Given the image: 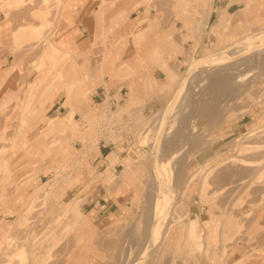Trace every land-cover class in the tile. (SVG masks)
Returning <instances> with one entry per match:
<instances>
[{"label":"rangeland","instance_id":"374dc122","mask_svg":"<svg viewBox=\"0 0 264 264\" xmlns=\"http://www.w3.org/2000/svg\"><path fill=\"white\" fill-rule=\"evenodd\" d=\"M89 1L91 3L83 16L95 21L94 30L89 31L91 48L73 49L72 55L67 56L64 60L67 68L64 82L73 79L74 73L69 68L73 66L77 70L75 76H81L79 71L82 72L88 84L97 86L101 83L104 73L98 75L96 67L103 58V52L113 56L116 52L121 54L123 49L122 44L116 41L122 33L108 29L109 20L124 8H129L131 3L136 7V1L140 2L139 6L137 10L128 11L129 21L139 15H146L148 20L142 18L134 33L132 30L119 39L126 42L128 38L134 47L139 42L133 35L139 28L149 26L150 35L155 33L158 39V55L166 54L162 62L165 71L153 63H150L151 70H162L165 78L158 79L150 89L142 87L143 99L155 103L152 111L133 108L136 101L114 113L105 107L107 105L98 106L90 100L91 106L99 111L95 123L75 111L73 117L79 134H72L67 129L61 136L72 151L63 156L55 150L59 133L55 126H48L51 117L66 111L63 104L65 86L55 78L52 64L45 66L39 62L44 60L45 49L61 37L58 29L60 7L64 2L62 7L65 8L68 0H0V9L6 17L0 29V45L4 39L9 52L14 55L9 70L15 69L33 77L18 83L28 93L19 104L7 102L0 107V119L7 122L16 119L21 125L0 129L7 131L6 136L0 134V264L7 260H10L9 264H88L90 258L96 264H222L223 261L226 264H264V41L256 46H243L244 53L238 51L239 43L247 37L264 32V18L251 23V29L245 30L247 18L237 11L230 15L225 29L214 33L212 25L218 14L203 30L209 0H203L202 6L198 3V9L194 7L195 0ZM94 6L98 10L103 7V24L99 23ZM183 6L187 8L188 24L183 21ZM12 11L18 14L15 16ZM15 17L21 18V25L17 28L12 22ZM73 18L77 21L78 16L75 14ZM153 19L159 29L171 33L181 50L179 53L176 54L173 42L164 46ZM233 31H238L237 37L250 32L239 42L231 43L228 39ZM219 36L224 38L220 47ZM131 43L129 41L128 52L133 49ZM232 45H237L231 50L234 52L216 58L209 68L198 69L199 64L190 66L184 85L175 98L179 103L175 105L171 120L170 117H161L163 120L159 118L155 126L150 125L154 113L166 101L171 103L174 100L171 97L194 58L220 53ZM201 48L207 51L202 52ZM91 57L92 62H89ZM83 60H86L85 72L80 68ZM58 62L61 70L62 63ZM121 64L116 63L117 66ZM126 66L133 69L131 65ZM48 71L51 73L46 81L50 84L54 81L57 90L39 107L37 97L41 91L34 89L40 82H43L40 87L46 84L42 78ZM124 74L129 73H120ZM104 75L109 77L106 88L121 79L120 76ZM166 75L165 89L159 90ZM71 87V97L77 98L78 104L83 103L86 86L82 83ZM33 107L37 111L32 112ZM123 113H127V119H123ZM31 120L35 155L27 152L28 143L21 149L12 147L20 143L15 136L29 129L23 125ZM238 121L242 124L239 128ZM125 133L129 137L124 141ZM114 141L120 143L114 148L117 153L125 146L122 152L125 158L121 161V175L110 180V185L118 184L122 190L129 188L128 200L122 203L121 210L111 222L100 228L91 227L87 218L81 219L76 215V207L62 211L66 203L76 202L83 213L81 204L84 200L79 196L75 182L60 196L55 191L67 181L68 176L76 174L77 166H74L79 159L82 158L85 164L91 163L99 142L109 145ZM45 146L50 147L45 149ZM143 146L149 147L150 152ZM155 147L157 159L153 153ZM58 161L62 164L57 165ZM153 164L157 174L153 171ZM135 170H138L134 173L135 179H123L122 174ZM40 173L47 174L43 183L38 179ZM153 175L156 178L154 183ZM228 186H233V190ZM27 188H31V192H27ZM89 189L84 191L89 193ZM153 194L157 207L155 214L151 210ZM167 203L170 209L166 212ZM163 213L164 216L168 214L167 218L163 219L162 227H158ZM192 223H195L193 233L199 232L202 239L199 249L194 247L187 255L182 242ZM211 229L215 236L209 239ZM166 232L169 234L167 237ZM16 246L25 248L27 256L24 261L16 255ZM213 255L218 256L217 261H213Z\"/></svg>","mask_w":264,"mask_h":264},{"label":"crops","instance_id":"0c3cea01","mask_svg":"<svg viewBox=\"0 0 264 264\" xmlns=\"http://www.w3.org/2000/svg\"><path fill=\"white\" fill-rule=\"evenodd\" d=\"M209 1H210V7L206 14V18L204 20L205 24L203 26V30L206 27H208L211 20L212 19L214 20L213 16H216L217 14L219 15V17L212 25V31L214 33H219L221 29H225L228 26L230 15L234 14L237 11H240L239 14L242 13L247 18L246 20L248 24L245 27L246 28L245 30L251 29V27L249 26L251 23H254L258 19L264 18V0H209ZM187 2L189 1L187 0ZM195 2L196 3L194 7L198 9L197 7L199 0H195ZM90 3L91 2L89 0H68L67 6L65 8L62 7L64 2L62 3L60 7L61 18L58 25L59 26L58 29L61 32L60 33L61 37L57 39L55 43H53L54 47L56 48L55 57L58 61L62 63L61 71H59L60 73L58 71L57 72L55 71L54 74H55V78L60 80L61 84L65 86L64 87L65 99L63 101V104L65 105L66 108V109L64 108V111L65 110L66 111L61 115H55L51 117V124L48 127L50 128L51 126H55L56 128L55 131L59 133L58 138H56V140L58 139V144L55 147V150L57 149L58 152L63 156H65L67 151L71 153L72 151L67 147L66 143L64 142V138L61 136L66 132L67 129L72 134H79L77 124L75 123L73 117L75 111L81 112L83 116L86 117L88 121L91 123H95L97 117L99 116L98 109L91 106L90 103L91 101L93 102V104L98 106L107 105L105 107L106 108L109 107L110 112H114V113L118 109H125L127 104L136 101L137 103L136 105L132 106L133 108L141 107V110L143 112H145L146 110L152 111L155 103L152 100L143 99L142 87L146 89H150V87H152V84L158 81V79L160 80L162 78H165V73L162 70L160 69H155L153 71L151 70L152 63L157 64L159 67H161L164 70L162 62L165 61L166 54L160 53V55H158V52L160 51L158 49L152 51L151 54L147 52L149 48L147 33L145 34V38L141 42L136 43L134 47L131 43V40H128V38L126 42H124L123 39L121 41L119 39V36L122 37L124 36V34L128 35L130 31L136 28L137 26L133 27V25L135 24L136 21L138 22L139 19L144 18L145 20H148V17L146 15H139L134 20L129 21L130 17H128V11L137 10V7L139 6L140 2L136 1L137 3L136 7H134L133 3H131L129 8L127 9L124 8L121 13H117L116 15L111 17L109 20V26H107L109 27L108 29H112V28L117 29L118 31H120L119 34L122 33L121 35L116 37V41L122 44L121 46L123 49L120 51L122 53L117 54L118 52H116L112 56V55H107L106 52L104 51L103 58L96 67V71L98 75L102 73L104 74L106 73L110 75L112 78H117L120 76L119 78L121 79L119 81L112 83L109 87L106 88V86H108L107 80H109V77L103 74V76L101 75L102 76L101 83H99L97 86H94V83L88 84L86 82V80L82 76L83 75L82 72L80 73L79 71V74L81 76H75L77 70L73 66H70L69 68L72 69V72L74 73L73 79L69 82H64L67 76L66 75L67 68L64 67L65 66L64 60L67 59V56L72 55V51L74 50L81 51L85 47L91 48L90 44L92 41L89 36V31L94 30L95 21H93V19L89 20L86 16H83L86 14V11L88 10ZM93 9L94 11H98V21L100 24H103L104 22L103 7H101L98 10L97 7L94 6ZM182 9L184 11L183 15L185 16L183 21L185 24H188L189 19L186 17L187 8L183 6ZM14 12L12 11V13L16 16L18 13L17 12L14 13ZM4 14L5 12H3L0 9V29H2L3 25L5 24L6 17ZM75 14L78 16L77 21L75 20L76 17L73 18ZM153 20L155 21V19ZM12 22H13V27L17 28V26L21 25V18L15 17V19L12 20ZM155 23L158 33L163 38L162 40L164 42V46L169 44L170 42H173L177 49L176 54L179 53L181 50L179 49L175 41H173L171 37V33L164 30L163 28L159 29L156 21ZM247 33H245L241 37L245 36ZM237 35H238V31H233L230 34L228 40H231V43H234L237 40L241 39V37H237ZM125 39L126 38H124V40ZM204 39L208 40V37H205ZM221 39L222 37L219 36L218 41ZM129 41L133 47L131 52H128L127 49L129 45ZM198 46L200 49L201 44H199ZM201 50L202 52L207 51L206 49L203 48H201ZM176 54L173 56V58L176 57ZM13 60H14V55L11 52H9L7 45L5 44V40L3 39V44L0 45V62H1L0 107L7 102L9 103L12 102L10 104H16V103L19 104V102H21L24 96H26L28 93L25 87H23L22 85L18 86V83L19 82L21 83V80H28L33 78L32 76H30L31 74L28 76V74L23 75L22 73L17 72L15 69L9 70V68L13 63ZM85 62L86 60H83L81 61L80 64V68L83 69V72H85L86 69ZM89 62H92V57L89 58ZM117 62H120L122 64L120 66H117L116 65ZM126 65L133 66V69L130 70ZM69 68H68V72H70ZM124 69H126L127 72ZM123 70L125 73H129V74H124V76L120 75V73H124ZM174 72L177 73V71ZM50 73L51 72L48 71V73L45 74L42 79H46V77ZM98 75H96V77ZM166 81H167V75L164 83H162L159 86L160 87L159 90L165 89ZM42 83L43 82H40L38 87L34 89L41 91L40 95L37 97V101L39 102V107H41L44 101L50 99L52 93H54L57 90V86L56 83H54V81H51L48 91L40 87V84ZM82 83L86 86L85 93L83 95L84 101L83 103L78 104L73 98L70 97L69 89L70 86L73 84L80 85ZM31 84H33V82H31ZM33 110L37 111V108L33 107L32 112ZM126 115L127 113H123V117H127ZM237 124H238L237 125L238 128L242 126V124H240L239 121L237 122ZM19 125L20 124L17 122L16 119L9 122H7V120L0 119V129L5 126H19ZM23 126L29 127V129H26L25 131L16 134L15 137L17 141H20V143L13 144L12 147L15 149H21L24 148L23 146H25L26 143H28L30 145L29 150L33 151V121L31 120L27 124H24ZM6 132L7 131L2 132V130H0V134L3 133L5 136H6ZM128 137H129L128 134L126 133L123 134L124 141L127 140ZM118 143L119 142L114 141V142H110L109 145H106L99 142L97 149L93 152L94 154L93 160L91 161V163L89 162V164L88 163L85 164V162L81 161L82 158L79 159L78 164L74 166V167L77 166L76 174L70 176L71 178L68 176L67 181L63 182L59 186L57 191H55V193L56 195L58 193V195L60 196L68 186H70L75 182L74 184L77 190L79 191V196H81V198L84 200L83 203L81 204L82 206L81 209L83 210V213L80 210V208H78L76 202L66 203L62 208L63 212L70 209L72 210V207L74 206L76 207L77 216H79L81 219L83 217L85 220L87 218L90 226L97 228L105 226L106 224L111 222L113 218L116 217L117 212L121 210V206L123 205L122 203L123 202L127 203L128 192H129V188H124V190H122L123 188L120 189V186L118 184L110 185L112 183V181L110 180H112L114 177L121 175V172L123 171V164L121 161L123 158H125L122 155V152L125 151L124 150L125 146H123L124 147L123 150L117 153L114 148L120 145V143L119 144ZM29 150L27 151L28 153ZM64 162L67 161L65 160ZM127 163L128 160H126V164ZM56 164L61 165L62 163L61 161H58L56 162ZM15 171H18L17 168L15 169ZM102 171L103 173H101ZM46 175L47 174H41V173L38 174V179L41 183L45 182L44 177ZM122 177L124 180L131 181V178L128 177L127 175L122 174ZM88 189L90 190L89 193L86 192L88 191ZM26 191L31 192V188H27ZM133 196L137 198L135 194ZM7 220L9 221L10 219ZM90 262L91 264H96V261L92 258L88 260V264Z\"/></svg>","mask_w":264,"mask_h":264},{"label":"bare ground","instance_id":"6f19581e","mask_svg":"<svg viewBox=\"0 0 264 264\" xmlns=\"http://www.w3.org/2000/svg\"><path fill=\"white\" fill-rule=\"evenodd\" d=\"M19 1V0H18ZM251 3V2H250ZM199 4H200V6H202L203 5V0H199ZM212 4V3H211ZM209 9V8H208ZM263 16V15H262ZM142 19V18H141ZM140 19V21H138V23L134 26V27H136V26H138L139 25V23L140 22H142V20ZM151 27V26H150ZM148 28H149V26H148ZM146 26H144V27H142V28H139V30H138V33H135L134 35H133V37L135 38V40H137L138 42H141L144 38H145V34L147 33V35H148V41H149V48H148V50H147V52L149 53V54H151L152 53V51H154V50H157V47H156V44L158 43V39L156 38V34L154 33L153 35H150V32H149V29H148ZM151 28H153V27H151ZM134 30V29H133ZM133 33H134V31H133ZM223 39L224 38H222L221 40H219V46L218 47H220V46H222L223 45ZM240 41V40H239ZM238 40L236 41V42H239ZM264 41V32L262 31V32H260V33H255V34H253L252 36H251V38L250 37H247V39H245L244 41H242L241 43H239V46L240 47H238V48H240V49H238V51H240L241 50V52L240 53H244L245 52V50L244 51H242L243 50V46H256V45H258V44H260L261 42H263ZM262 46H264V43L262 44ZM235 48H237V45H235V46H231V47H228L227 49H223V51H221L220 53H210V54H208V55H205V56H203V57H201V58H194V60L192 61V62H190L189 64H188V67H187V69L185 70V72H184V76L182 77V79H181V81L179 82V84H178V86H177V88H176V90H175V92H174V94H173V96L171 97V99L173 98L174 100L173 101H171V103H169V102H167V103H165V105H163L160 109H158L155 113H154V118H153V120L150 122V125H153V126H155L156 125V123L157 122H159L160 121V119L159 118H161V117H165V119L166 118H168V117H170V120H171V116L172 115H174L172 112L175 110V105H176V103H179L178 102V100L177 99H175L176 97H177V95L179 94V92H180V90H181V88L183 87V85H184V82H185V80H186V77H187V75L189 74V70H190V66L192 67V66H195V65H197V64H199V66L197 67L198 69H201V68H206V67H208L209 68V66H212L214 63H215V61H216V58H218V57H220V56H223V55H225V54H228V53H232V52H234V51H231V50H233V49H235ZM260 49H262V47H260ZM237 51V52H238ZM45 56H43V59L44 60H41L39 63L40 64H44L45 66L46 65H50V64H52V68H53V71H56L55 69L56 68H58V67H60V63L58 62V60L56 59V57H55V52H56V48L54 47V45L53 44H50V46H48L46 49H45ZM154 53V52H153ZM154 55V54H153ZM47 66V67H48ZM204 68V69H205ZM207 68V69H208ZM211 68V67H210ZM59 70V68L57 69V71ZM203 70V69H202ZM59 71H61V70H59ZM209 71V70H208ZM206 72V71H205ZM208 73V72H207ZM199 74H201V73H199ZM202 75V74H201ZM202 78V77H201ZM45 82H46V84L44 85V86H41V88L42 89H44L45 88V90L47 91L48 90V86H47V83H49L50 81H46V79H45ZM50 84V83H49ZM81 88L80 89H82L83 90V88H82V86H80ZM71 86H70V89L69 90H71ZM69 95H70V93H69ZM83 96V95H82ZM70 97H71V95H70ZM72 98V97H71ZM79 99L82 101V98L81 97H79ZM75 100H77V98L75 99ZM32 111V110H31ZM178 111V110H177ZM178 115V114H177ZM176 115V116H177ZM150 117V116H149ZM183 117V116H182ZM174 118V117H173ZM162 120H163V118H161ZM164 119V120H165ZM149 120V119H148ZM159 120V121H158ZM169 120V119H168ZM169 120V121H170ZM175 120V119H174ZM64 121V120H63ZM150 121V120H149ZM147 123H148V121H147ZM146 123V124H147ZM39 143V145L42 143V141H40V142H38ZM141 145V144H140ZM142 146V145H141ZM50 146H45V149H48ZM143 147H147V146H143ZM148 148V151L150 152V150L151 149H149V147H147ZM34 149V148H33ZM32 152H33V154L35 155V150H33V151H30L29 150V154H32ZM257 152V151H256ZM153 153L155 154V158L157 159V150H156V147L153 149ZM37 155V154H36ZM263 155V154H262ZM257 158V157H256ZM247 167V166H246ZM256 168V167H255ZM254 169V168H253ZM168 170V167L166 166V171ZM128 170H126L125 172H127ZM138 170H135V171H132V172H129V173H127V176L128 177H130V178H132V179H135V176L136 175H134V173L135 172H137ZM153 171H154V173L156 172V174H157V171L155 170V168H154V164H153ZM223 174V173H222ZM154 177H152L151 179H152V183H154L155 182V180H156V178H155V175H153ZM131 179V180H132ZM157 179H158V176H157ZM159 180V179H158ZM237 181V180H236ZM133 182H134V180H133ZM159 182H160V180H159ZM247 183V182H246ZM135 184V183H134ZM162 184V183H161ZM242 184V183H241ZM240 184V185H241ZM158 185V184H157ZM237 185H239V184H237ZM231 187H233V186H231ZM231 187H229L228 186V188H230V189H232L233 190V188H231ZM150 189V188H149ZM154 190H156L155 189V186H154V188H153ZM153 189H151L152 191H153ZM151 190H149L150 191V194L152 193V191ZM154 192V191H153ZM260 192V191H259ZM149 193V192H148ZM149 194V195H150ZM145 195V194H144ZM154 196H155V194H153L152 195V206H151V204H150V206H151V210H154V212H153V214H155L156 212H157V207L154 205ZM251 197V196H250ZM133 198H135L136 199V197H134L133 196ZM254 199V198H253ZM252 199V200H253ZM256 199V198H255ZM150 202V201H149ZM151 203V202H150ZM170 209V206H169V203H167V205H166V207H165V209H164V211L166 210V212L168 211ZM165 213V212H164ZM163 213V215H162V217H161V219H160V221L157 223L158 225V227L159 226H161L162 227V222H163V219L165 218H167V215L166 216H164L165 214ZM148 216V215H147ZM138 217V216H137ZM141 217V216H140ZM143 218V217H142ZM140 219V218H139ZM138 219V220H139ZM223 220V219H222ZM221 220V221H222ZM84 220H81V222H83ZM189 221H191V220H189ZM142 222V221H141ZM85 223V222H84ZM255 223H257V222H255ZM83 224V223H82ZM141 224V223H140ZM193 224H195V223H192V226H190V228H189V233L188 234H186L185 236H184V241L182 242L185 246H186V248L187 249H189V250H187L186 249V254L188 255L189 253H191V251H192V249L194 248V247H196L197 249H199V246H200V241H201V239H202V235L198 232V233H193V231H194V225ZM84 225V224H83ZM143 226V225H142ZM169 226V225H168ZM80 227V226H79ZM133 227V226H132ZM221 227V226H220ZM234 227V226H233ZM167 228H169V227H167ZM219 229H221V228H219ZM168 230V229H167ZM212 230L213 229H211V233L208 235V237H209V239L210 238H214V234H213V232H212ZM234 230L235 229H233V232H234ZM230 231H231V228H230ZM156 233H157V231H156ZM219 233H220V230H219ZM231 233V235H232V232H230ZM229 233V234H230ZM167 234V235H166ZM166 237L169 235L167 232H166ZM229 234H228V237L227 238H229ZM181 238H183V237H181ZM225 238H226V235H225ZM179 240V239H178ZM183 240V239H182ZM160 243V242H159ZM174 243V242H173ZM177 243V242H176ZM168 244H170V243H168ZM159 245V244H158ZM179 245H180V243H179ZM251 245V244H250ZM214 246V245H213ZM17 247V252H16V255L20 258V260H22V261H24L25 259H26V251H25V248L24 247H19V246H16ZM158 247V246H157ZM229 247V246H228ZM203 248V247H202ZM175 249H176V246H175ZM179 249V248H178ZM181 249V248H180ZM195 249V248H194ZM212 249H213V247H212ZM14 251V250H13ZM198 252V251H197ZM13 253V252H12ZM211 253V252H210ZM13 255V254H12ZM203 255V254H202ZM218 257V256H217ZM217 257L215 256V255H213L212 256V259H213V261H217ZM16 258V257H15ZM239 261H240V259H239ZM9 262H10V260H7L6 262H5V264H9ZM224 263H225V261H223ZM224 263H222V264H224ZM226 264V263H225ZM235 264V263H234Z\"/></svg>","mask_w":264,"mask_h":264},{"label":"built area","instance_id":"2783aa9c","mask_svg":"<svg viewBox=\"0 0 264 264\" xmlns=\"http://www.w3.org/2000/svg\"><path fill=\"white\" fill-rule=\"evenodd\" d=\"M108 108H109V107H108ZM123 119H127V117H123ZM106 123H107V122H106ZM112 126H113V125H112ZM112 126H111V127H112ZM103 143H105V140L103 141ZM109 143H110V142H109Z\"/></svg>","mask_w":264,"mask_h":264}]
</instances>
